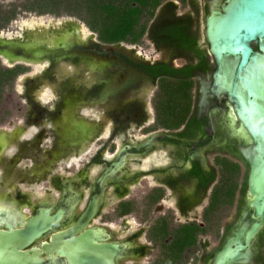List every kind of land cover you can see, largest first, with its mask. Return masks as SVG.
I'll list each match as a JSON object with an SVG mask.
<instances>
[{"label": "flooded vegetation", "instance_id": "1", "mask_svg": "<svg viewBox=\"0 0 264 264\" xmlns=\"http://www.w3.org/2000/svg\"><path fill=\"white\" fill-rule=\"evenodd\" d=\"M230 1L163 0L137 42L117 43L120 49L112 52L122 63L119 78L154 87L142 127L149 135L137 143L93 147L87 164H101L99 172L88 175L87 167L51 178L57 192L51 201L44 199L45 190L36 203L26 191L23 199L0 191L2 244L8 238L1 234L25 229L38 210L58 216L47 233L22 248L38 253L0 258L46 264L43 245L51 235L72 228L96 202L93 215L72 235L86 254L55 256L50 264H79L80 257L82 264H264V92L248 96L245 83L234 79L240 52H223L218 61L219 48L207 34L208 18L223 13ZM94 43L91 38L76 45L83 50H74L107 57L105 43L97 39L98 53ZM262 44L264 38L250 43L249 69L264 57ZM145 49L159 56H147ZM167 87L182 92L167 94ZM149 156V165L140 168Z\"/></svg>", "mask_w": 264, "mask_h": 264}, {"label": "rangeland", "instance_id": "2", "mask_svg": "<svg viewBox=\"0 0 264 264\" xmlns=\"http://www.w3.org/2000/svg\"><path fill=\"white\" fill-rule=\"evenodd\" d=\"M14 1L17 0H0L1 3ZM70 19L84 26L88 36L95 42L94 51L98 53L101 49L96 46L97 35L75 16L38 15L24 12L6 27L1 28L0 32L5 36L13 37L17 36L22 29V23H57ZM75 49L83 50V47L76 46ZM145 52L147 56H159L158 53L156 55L147 50ZM107 54L108 63L99 67V79L87 90L82 87L80 89L87 94L85 100L87 104L80 102L77 106L76 115L78 117H83L96 124L91 140L94 146L90 145L91 149L102 142L114 146L126 142L137 143L149 135L147 129L142 127L145 125L146 118L144 116L145 103L151 105L153 85L146 80L136 81V83L132 81L128 83L127 79L122 81L119 78L122 70L119 53L109 52ZM0 64L5 67L21 65L25 68V71L16 77L13 85L4 89L0 98V130L9 131L13 128H20L23 132L22 136L9 143L7 150L0 158V191L18 198L19 196L22 198V192L26 191L30 194L31 201L36 203L42 199L39 194H43L42 191L45 190L47 193L44 199L51 201L57 193L51 178L71 177L80 169L86 170L89 167L87 164L89 152L93 151L89 150L88 154L82 158L78 154L74 156L75 158H70V154L75 152V149L72 150L68 144L62 146L59 134L53 128L52 122L55 116L61 114L62 96L70 90V86L67 84L63 90L54 92L50 89V83L55 81V77L51 73L42 72L40 65L24 62L12 63L1 57ZM48 66L51 70L52 64L49 63ZM124 83L128 84L124 86ZM37 94L39 99H37ZM85 114L89 116L85 117ZM43 122L49 124L46 125ZM97 156L101 160L100 154ZM68 160L70 164L66 163ZM101 166L99 163L91 165L88 175L95 176ZM149 183L148 179L142 180V189H148ZM138 187V184L133 185L132 191H137ZM25 210L30 212V209ZM1 262L7 264L5 259ZM12 263L19 264L20 261L13 258Z\"/></svg>", "mask_w": 264, "mask_h": 264}, {"label": "bare ground", "instance_id": "3", "mask_svg": "<svg viewBox=\"0 0 264 264\" xmlns=\"http://www.w3.org/2000/svg\"><path fill=\"white\" fill-rule=\"evenodd\" d=\"M89 39L91 37L86 33L84 26L74 19L61 20L57 23H22V29L17 36L13 37L5 36L0 32V43L18 46L24 51L23 54H18L10 48L0 49L1 58L12 63L24 62L40 65L42 72L51 73L55 77V81L50 83V89L54 92L63 90L67 84L70 86V90L62 96L60 102L61 114L55 116L52 122L53 128L61 139V145L68 144L72 150L75 149V152L70 154V158L76 154L82 158L88 154L91 150L90 145L94 143L91 140L96 124L83 117H78L76 115L77 106L80 102L87 104L85 94L80 90L81 87L87 90L94 84L99 79V67L108 63L106 57L85 56V53L73 51L76 45L89 43ZM49 63L52 64L51 70L48 69ZM257 68L259 74L264 77V57L258 60ZM246 76L254 83V69H248ZM220 77L227 81L226 73L221 74ZM220 86L222 85L219 84ZM260 92L263 93L264 88H261ZM38 97L37 94V99ZM146 105L150 111L147 103ZM86 114L85 117H88L89 115ZM43 124L48 125L49 123L43 122ZM22 135L20 128H13L9 131L0 130V158L7 150L9 143ZM104 155L107 158L110 157L107 152ZM152 159L153 156L147 157L140 168H146ZM66 163L70 164V160ZM0 198L3 200V197Z\"/></svg>", "mask_w": 264, "mask_h": 264}, {"label": "water", "instance_id": "4", "mask_svg": "<svg viewBox=\"0 0 264 264\" xmlns=\"http://www.w3.org/2000/svg\"><path fill=\"white\" fill-rule=\"evenodd\" d=\"M207 34L212 46L219 48V52L217 54L218 61L221 60L223 52H227L232 55L240 52L241 58L236 66L234 79L238 78L245 83L249 97L260 93L261 85L264 83V77L259 74L258 68L254 69V83L253 80L248 78L245 74H239L241 71L246 73L248 69L251 68L247 64L248 58L252 52L250 43L264 38V0H231L229 4L224 7L223 13L214 12L208 18ZM101 45L110 52L120 49V46L117 44ZM6 48H10L18 54H23L24 52L21 47H14V45L10 46L9 44L0 43V49L4 50ZM75 52L85 53L78 51ZM90 55L94 57H101L93 53ZM252 58L255 59V56H252ZM248 104L252 108L253 103L251 100L248 101ZM262 188L264 187L262 186ZM95 208L96 202L90 203L86 212L72 228L53 233L51 235L50 241H47L43 245V248L47 252V259H50V261L46 264L54 262L55 256L64 255L71 257L73 254H86L85 247L83 246L84 243H82V241L72 239V235L86 224L88 219L93 215ZM57 220L58 216L55 218L48 216V210H38L35 215L29 219V224L25 229L16 230L12 233L1 234V237H4L3 239L8 238V242L4 243V245L0 242V255L9 253L10 255H16L22 258L31 252L38 253V251L33 248L26 251H22V248L28 246L40 235L47 233ZM6 248H9L7 252ZM3 259H5L7 264H13V258H0V264H3L1 262ZM79 259V264L84 263V257H80ZM29 264L43 263L41 260H32Z\"/></svg>", "mask_w": 264, "mask_h": 264}, {"label": "trees", "instance_id": "5", "mask_svg": "<svg viewBox=\"0 0 264 264\" xmlns=\"http://www.w3.org/2000/svg\"><path fill=\"white\" fill-rule=\"evenodd\" d=\"M163 0H17L0 2V29L6 27L24 12L38 15H69L81 20L97 39L105 44L122 41L135 43L144 34L147 21L153 17ZM21 65L5 67L0 64V98L5 88L13 85L16 77L23 73ZM182 92V87L166 93ZM168 107V101H165Z\"/></svg>", "mask_w": 264, "mask_h": 264}]
</instances>
